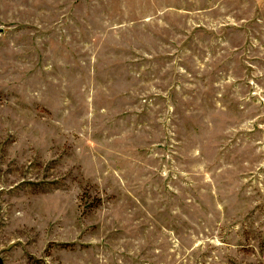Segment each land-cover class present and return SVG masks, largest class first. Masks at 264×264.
<instances>
[{
    "label": "rangeland",
    "instance_id": "rangeland-1",
    "mask_svg": "<svg viewBox=\"0 0 264 264\" xmlns=\"http://www.w3.org/2000/svg\"><path fill=\"white\" fill-rule=\"evenodd\" d=\"M0 264H264V0H0Z\"/></svg>",
    "mask_w": 264,
    "mask_h": 264
}]
</instances>
